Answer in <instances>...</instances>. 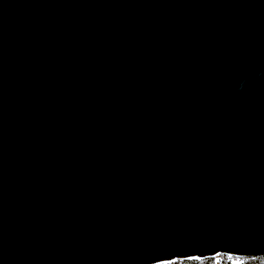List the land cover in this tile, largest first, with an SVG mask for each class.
Returning <instances> with one entry per match:
<instances>
[{
    "label": "water",
    "instance_id": "obj_1",
    "mask_svg": "<svg viewBox=\"0 0 264 264\" xmlns=\"http://www.w3.org/2000/svg\"><path fill=\"white\" fill-rule=\"evenodd\" d=\"M264 257V0H0V264Z\"/></svg>",
    "mask_w": 264,
    "mask_h": 264
},
{
    "label": "trees",
    "instance_id": "obj_2",
    "mask_svg": "<svg viewBox=\"0 0 264 264\" xmlns=\"http://www.w3.org/2000/svg\"><path fill=\"white\" fill-rule=\"evenodd\" d=\"M173 264H264V257L235 258L219 255L204 261H177Z\"/></svg>",
    "mask_w": 264,
    "mask_h": 264
}]
</instances>
